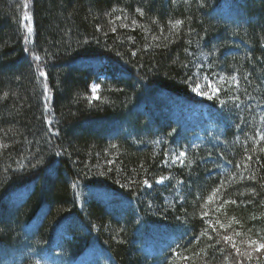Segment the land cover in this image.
Returning <instances> with one entry per match:
<instances>
[{
  "label": "trees",
  "instance_id": "16d2710c",
  "mask_svg": "<svg viewBox=\"0 0 264 264\" xmlns=\"http://www.w3.org/2000/svg\"><path fill=\"white\" fill-rule=\"evenodd\" d=\"M23 2L0 0V264H257L223 236H264V0Z\"/></svg>",
  "mask_w": 264,
  "mask_h": 264
},
{
  "label": "rangeland",
  "instance_id": "374dc122",
  "mask_svg": "<svg viewBox=\"0 0 264 264\" xmlns=\"http://www.w3.org/2000/svg\"><path fill=\"white\" fill-rule=\"evenodd\" d=\"M25 5H27V7L29 6V0H24L23 2V8L25 10V13H24V17H23V20L24 22L28 20V17L27 19L25 18L26 15H27V12H26V8ZM24 30V34L26 33L25 29L23 28ZM96 71V70H95ZM98 84L96 82H92L91 85H90V90H91V94L93 97H96L97 95V92H98ZM214 86L210 83V81H208L207 79H202L194 88H193V93L199 98V99H205V98H208L209 96L212 95V93L214 92ZM182 106L186 109L187 111V114L191 113V114H195L198 109L196 107H191L190 105L188 104H182ZM203 111V114H206L205 112V109L203 108L202 109ZM207 127L209 129H213L214 128V124L212 123V120H209L208 123L206 124ZM201 138L200 136L198 137V139ZM157 237V236H156ZM158 238V237H157ZM167 241H169L167 239ZM162 242V239H159L158 240H154V244L157 245L159 243ZM163 244V243H162ZM161 244V245H162ZM99 252L97 250H93L92 252H89L87 253L86 255L78 258V260L74 261V262H69V264H87L88 262H90L95 255H98ZM68 264V263H67Z\"/></svg>",
  "mask_w": 264,
  "mask_h": 264
},
{
  "label": "snow or ice",
  "instance_id": "6c2138e0",
  "mask_svg": "<svg viewBox=\"0 0 264 264\" xmlns=\"http://www.w3.org/2000/svg\"><path fill=\"white\" fill-rule=\"evenodd\" d=\"M25 7H27V5H25ZM25 18L27 19V15H26ZM27 31H28L29 34H31V32H32L31 26L28 27ZM36 59H40V58L37 57ZM40 75L43 76L44 72L41 71ZM214 91H215V89H214ZM261 139L264 140V135L261 136ZM262 151H264V149H262ZM183 155H184V153L181 152L180 156H183ZM144 183L147 184L148 181L145 180ZM210 199H211V197H210ZM224 203H226V202H224ZM233 203H235V201H233ZM219 227L220 228H224L225 225L224 224H219ZM235 235H240V234L236 233ZM223 240L231 244L232 249L235 250L237 256H239L241 259L247 258L248 260H252L254 254H255L258 257L257 264H264V260L259 259V257L264 256V236H262V237H260L258 239L248 238L247 240L242 241L241 242L242 244H246L247 245V247L244 248L243 250H242V248L240 246H238L233 241V236L224 235L223 236Z\"/></svg>",
  "mask_w": 264,
  "mask_h": 264
}]
</instances>
